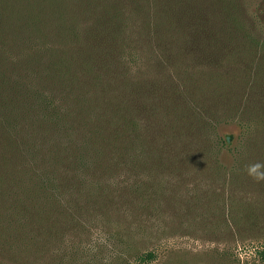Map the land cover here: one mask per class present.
I'll return each instance as SVG.
<instances>
[{
  "label": "rangeland",
  "instance_id": "obj_1",
  "mask_svg": "<svg viewBox=\"0 0 264 264\" xmlns=\"http://www.w3.org/2000/svg\"><path fill=\"white\" fill-rule=\"evenodd\" d=\"M76 1L178 92L168 111L148 97L142 139L76 201L37 203L34 162L0 141V264H264V182L245 172L264 162V0Z\"/></svg>",
  "mask_w": 264,
  "mask_h": 264
},
{
  "label": "trees",
  "instance_id": "obj_2",
  "mask_svg": "<svg viewBox=\"0 0 264 264\" xmlns=\"http://www.w3.org/2000/svg\"><path fill=\"white\" fill-rule=\"evenodd\" d=\"M78 6L76 0H0V141L34 162L37 203L79 200L94 185L90 174L107 173L142 139L135 115L148 97L168 111L178 92L171 81L133 71L139 64L121 30L101 29L97 19L84 26ZM171 126L178 139L181 124Z\"/></svg>",
  "mask_w": 264,
  "mask_h": 264
},
{
  "label": "clouds",
  "instance_id": "obj_3",
  "mask_svg": "<svg viewBox=\"0 0 264 264\" xmlns=\"http://www.w3.org/2000/svg\"><path fill=\"white\" fill-rule=\"evenodd\" d=\"M246 174L255 182H264V162H254L245 166Z\"/></svg>",
  "mask_w": 264,
  "mask_h": 264
}]
</instances>
